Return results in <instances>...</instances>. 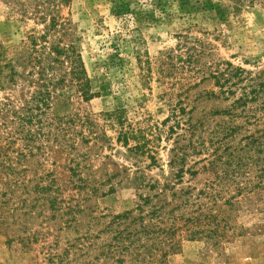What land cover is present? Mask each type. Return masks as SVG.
<instances>
[{"label":"rangeland","instance_id":"374dc122","mask_svg":"<svg viewBox=\"0 0 264 264\" xmlns=\"http://www.w3.org/2000/svg\"><path fill=\"white\" fill-rule=\"evenodd\" d=\"M62 9L78 37L96 96L85 101L74 95L54 105L55 114L78 113L86 120L77 126L73 137L79 143L71 154L44 148L18 160L19 169H28V178L54 176L61 184L62 208L56 217L48 208L34 211L30 221L40 234L31 248L0 234V264H120L102 253L103 243L113 235L107 226L114 215L135 209L140 195H156L165 184L197 191L212 177L201 170L196 177L187 173L183 182L174 178L169 166L176 146V136L169 132L173 109L194 107L195 117L211 116L215 127L229 117L213 112L229 108L249 86V78L264 71V0H72ZM35 26L0 0V46L9 58L17 56ZM228 62L245 69L246 78H234L231 99L209 98L207 92L220 90L210 74ZM11 88H0V100L17 95ZM261 94L232 118L241 128L237 142L256 128V116H264ZM119 109L125 129L146 136L144 151L134 148L139 140L130 139L128 146L117 140ZM83 137L89 142H82ZM19 148L15 145L13 157ZM213 149L188 155V166L198 162L195 168H201L199 162H206ZM248 154L246 162H262L264 152L253 149ZM85 181L97 191H80ZM157 181L160 187L150 190L149 184ZM167 190L170 201L173 189ZM217 217L218 235L189 240L187 226L180 230L176 238L181 247L166 263L264 264V183L235 198ZM124 264L138 263L128 256Z\"/></svg>","mask_w":264,"mask_h":264},{"label":"trees","instance_id":"16d2710c","mask_svg":"<svg viewBox=\"0 0 264 264\" xmlns=\"http://www.w3.org/2000/svg\"><path fill=\"white\" fill-rule=\"evenodd\" d=\"M4 1L23 19L34 20L40 27L35 26L27 32L23 46L14 58H9L7 51L0 46V88L11 86L12 94L17 93L12 99L0 100V234H5L11 243L17 241L31 248L38 241L40 232L32 226L30 219L34 218L36 209L46 208L56 217L62 208L58 198L61 184L50 175L45 180L28 178V169H19L18 160L44 148L56 147L71 154L79 143L73 137L77 126L85 124L86 120L78 113L55 114L54 105L74 95L89 101L96 94L92 90L78 37L72 31L70 20L62 14V8L72 0ZM245 73V69L234 67L230 62L227 67L218 68L210 77L220 90L207 92V96L231 99L235 94L231 88L235 84L234 78L238 77L242 82ZM249 81V86L243 87L229 108L213 112L229 117L215 127L210 125L211 116L195 117L194 107L180 104L179 108L173 109L174 123L169 132L175 134L176 146L172 149L174 153L169 166L174 171V178L183 182L187 173L196 177L202 171L212 177L197 191L196 188L165 184L156 195H140L141 202L135 209L114 215L107 226L113 235L102 245L106 257L117 258L120 264H124L128 256L138 264H167V257L181 247L180 238H176L180 230L187 226L189 240H197L210 232L218 235L221 224L217 212L232 205L238 196L263 186L264 154L259 157L262 162L246 160L253 149L264 152V116H256V128L238 142L241 128L232 119L237 116L236 110L243 107L245 111L248 103L260 99L264 92V71L250 77ZM121 111H116L121 126L117 140L126 146L130 139L139 140L134 148L144 151L148 143L146 136L138 137V131L131 127L126 130ZM170 119L171 116L167 120ZM89 139L83 137L82 142H89ZM17 144L21 151L13 157ZM210 148L214 149L203 159L206 162H199L203 163L201 168H195L198 162L188 166V155L199 149L209 152ZM152 158L156 160L154 156ZM78 187L86 193L98 189L88 181ZM159 187L158 181L149 184L150 190ZM168 188L173 189L170 201L167 200ZM113 190L112 187L110 191ZM212 225H215L213 229Z\"/></svg>","mask_w":264,"mask_h":264}]
</instances>
